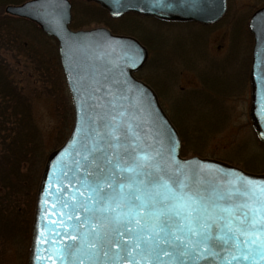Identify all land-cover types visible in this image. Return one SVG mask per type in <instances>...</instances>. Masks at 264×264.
Masks as SVG:
<instances>
[{"label":"water","instance_id":"95a60500","mask_svg":"<svg viewBox=\"0 0 264 264\" xmlns=\"http://www.w3.org/2000/svg\"><path fill=\"white\" fill-rule=\"evenodd\" d=\"M84 1L100 5L114 18L133 12L160 20L195 21L205 25L219 22L227 8L226 0ZM70 8L69 0H27L19 5H8L4 11L10 16L36 23L40 31L56 40L58 61L73 107L70 134L47 157L41 173L27 264H109L102 251L97 255L87 246L91 239L88 233L94 221L92 212L85 211V206L93 209L96 205L88 199L90 193L80 195L84 190L77 191L79 185L72 179L77 175L83 177L84 169L80 168L77 172L79 166L76 161L84 164V145L88 143L91 147L90 140L85 139L92 127L90 119L116 115L121 121L131 122L140 136L136 144L139 149H155L157 143L165 150L170 146L171 162L185 170L199 167L211 170L210 174L216 177L232 178L242 174L258 183L264 182V173H246L237 166L216 159L182 157L179 134L166 117L155 92L134 76L148 58L146 47L134 37L113 34L105 27L71 29ZM248 27L254 39L249 71L251 102L248 113L253 130L264 145V7L256 9L251 15ZM121 113L123 116H120ZM64 173H67V178ZM59 200L65 201L69 208H53L52 205L58 204ZM77 202L80 206L73 211L71 206ZM62 212L70 213L72 219L61 216ZM53 220L57 224L53 225ZM56 233H59L58 237ZM73 238L80 250L76 257H64L61 249L64 245L72 244ZM118 251V248L109 250V257L113 261ZM241 264L246 262L241 261ZM255 264L261 262L257 260Z\"/></svg>","mask_w":264,"mask_h":264},{"label":"snow or ice","instance_id":"6c2138e0","mask_svg":"<svg viewBox=\"0 0 264 264\" xmlns=\"http://www.w3.org/2000/svg\"><path fill=\"white\" fill-rule=\"evenodd\" d=\"M90 124L85 163L76 161L83 177L72 179L96 205L85 206L93 214L87 246L95 254L102 251L109 264H264V182L178 167L170 146L139 149L138 130L116 115ZM58 206L69 208L63 200L52 205ZM112 248L119 249L115 261ZM79 250L75 238L61 249L64 257H76Z\"/></svg>","mask_w":264,"mask_h":264},{"label":"rangeland","instance_id":"374dc122","mask_svg":"<svg viewBox=\"0 0 264 264\" xmlns=\"http://www.w3.org/2000/svg\"><path fill=\"white\" fill-rule=\"evenodd\" d=\"M256 8L253 0H229L224 18L214 25L173 23L151 26L155 41H147L151 48L145 63L148 66L146 69H143L145 65L141 66L139 70L158 90L161 107L168 117L171 114L176 123L189 128L190 132L196 130L197 134H203V139L197 141V136L189 133L195 141L184 146L186 157L199 151L201 157L218 159L253 173L264 170V147L257 140L247 113L250 107L248 71L253 43L247 30L250 15ZM31 31L33 45L42 47L46 54H53V58L56 54L59 60L56 40L34 27ZM4 57L12 81L29 98L34 122L41 131L48 157L67 139L72 128L71 124L69 129L70 117L73 121L71 96L61 65L59 63L60 70L57 69L51 78L22 55L5 54ZM163 60L166 63L163 64ZM206 75L209 80L217 78L220 88L206 86L211 95L200 98L199 91L205 87L202 76ZM47 77L49 81L46 82ZM66 132L67 137L62 142ZM20 206L24 214L23 230L21 235L12 237L13 240H0V264H26L31 238V232H27L29 203L22 200Z\"/></svg>","mask_w":264,"mask_h":264},{"label":"trees","instance_id":"16d2710c","mask_svg":"<svg viewBox=\"0 0 264 264\" xmlns=\"http://www.w3.org/2000/svg\"><path fill=\"white\" fill-rule=\"evenodd\" d=\"M22 1L26 0H0V240L4 241L13 240L14 236L21 235L24 220L23 210L20 208L22 200L29 203L27 214L30 222L27 232L28 234L31 232L37 185L44 166L43 163H45L47 157L41 131L34 122L30 103H28L29 98L12 81L9 74V65L4 61V55H22L31 60L40 72H46L51 78L54 77L57 69L60 70L56 54L54 59L53 54H46L42 47L38 48L33 45L34 35L31 27H34L37 31L40 30L39 27L25 19L5 14L6 5L20 4ZM70 1L72 4L71 28L78 30L104 25L116 35L124 34L138 38L148 50L151 48L148 46L147 41H155V33L151 32L150 29L157 26V24H162L154 18L135 13H127L114 19L109 17L108 12L99 5L83 0ZM253 1L255 8L264 6V0ZM247 34L252 39L248 31ZM164 63H166V60H163ZM147 66L148 63L143 69H146ZM136 76L148 83L161 100L158 90L153 87L154 85L146 77H143L142 70L137 72ZM202 78L205 87L203 86L199 91L200 98H203L206 94L211 95L206 86L208 88L211 86L214 89L220 88L217 78L209 80L207 75L206 77L202 76ZM47 81H49V77L46 78ZM210 92L213 91L210 90ZM212 99H214V96ZM198 100L201 99L198 98ZM169 117L179 132L182 142V155L186 156L187 151L184 146L190 145L195 140L201 141L203 139L201 135L203 134L200 132L197 134L196 130L190 132L189 128L176 123L171 114ZM71 121L72 117H70L69 129L72 124ZM180 122H182V118ZM69 129L67 132H69ZM67 132L62 142L67 137ZM189 133H191V136L195 134L196 139L192 140ZM191 155L202 156L199 151H195ZM36 167L37 170L35 171ZM259 173H264V170ZM24 213L26 214V212Z\"/></svg>","mask_w":264,"mask_h":264}]
</instances>
